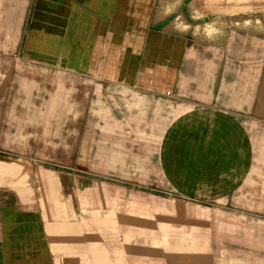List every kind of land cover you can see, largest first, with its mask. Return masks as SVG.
<instances>
[{"label": "crops", "instance_id": "crops-1", "mask_svg": "<svg viewBox=\"0 0 264 264\" xmlns=\"http://www.w3.org/2000/svg\"><path fill=\"white\" fill-rule=\"evenodd\" d=\"M263 12L264 0H0V79L17 73L16 81L31 87L36 79H21V72L57 71L94 84L101 136L93 144L105 146L98 160L119 184L155 185L151 191L205 209L261 217L264 22L246 27L221 18L242 22ZM197 16L212 23L193 25ZM54 92L53 105L66 95ZM10 166L0 161V184L28 181ZM37 176L38 197L30 188L0 186L15 194L6 200L8 190L0 191V264H101L98 238L86 239L60 216L55 181ZM126 251L133 250L101 253L108 264H130L117 261L133 256ZM199 253L207 264H229L214 263L212 250Z\"/></svg>", "mask_w": 264, "mask_h": 264}, {"label": "rangeland", "instance_id": "rangeland-1", "mask_svg": "<svg viewBox=\"0 0 264 264\" xmlns=\"http://www.w3.org/2000/svg\"><path fill=\"white\" fill-rule=\"evenodd\" d=\"M249 14L242 22L241 18L221 19L246 27L264 22V12ZM198 17L190 22L212 23ZM20 75L36 82L30 81L32 86L27 87L23 80L16 81L17 73L5 81L0 79V161L5 167L12 165L28 173L29 183L5 181L0 186L11 185L20 191L30 188L38 197L37 173L52 176L59 202V211L54 205L53 210L84 230L81 234L86 239L98 238L101 264L109 260L102 250L115 247L133 250L123 253L132 257L117 255L118 263L124 259L130 264H207L199 250H212L214 263L227 259L229 264H264V210H260L261 217H240L237 210L205 209L187 198L151 191L157 190L155 185L144 186L151 189L148 191L134 181L119 184L120 178L109 175L112 170L107 163L98 160L105 146L93 144V138L101 136L100 126L93 121L94 103L100 99L95 85L65 78L57 71ZM48 85L52 91H47ZM59 89L66 92L63 101L58 98L57 104H50V93ZM105 95L103 92V98ZM8 187L0 191L8 190L6 200H15ZM20 191L24 201L26 194ZM162 248L174 253L158 256L156 250Z\"/></svg>", "mask_w": 264, "mask_h": 264}]
</instances>
